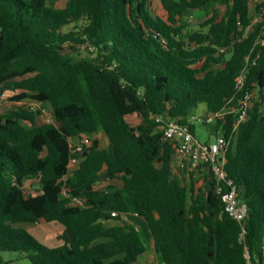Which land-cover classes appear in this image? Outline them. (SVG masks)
<instances>
[{"label":"trees","instance_id":"obj_1","mask_svg":"<svg viewBox=\"0 0 264 264\" xmlns=\"http://www.w3.org/2000/svg\"><path fill=\"white\" fill-rule=\"evenodd\" d=\"M160 2L161 14L152 0H0V264H14L7 252L31 264H142L151 247L161 264H247L245 247L263 259L264 3L252 15L251 0ZM66 46L93 54L76 59ZM247 92L255 101L235 130ZM198 108L234 110L202 125L231 139L225 171L248 207L243 222L225 213L211 177L191 168L185 185L171 172L164 130ZM87 133L111 149L95 139L68 177L69 139ZM103 179L121 185L98 190ZM28 180L38 184L30 197ZM64 191L88 207L68 206ZM40 222L64 227L59 246L31 234Z\"/></svg>","mask_w":264,"mask_h":264},{"label":"built area","instance_id":"obj_2","mask_svg":"<svg viewBox=\"0 0 264 264\" xmlns=\"http://www.w3.org/2000/svg\"><path fill=\"white\" fill-rule=\"evenodd\" d=\"M264 0H251V5H260ZM264 12V9H263ZM222 53L226 49L221 50ZM246 81V73H243L238 81L236 88L242 90ZM255 101V93L247 92L240 100L239 108L236 110L238 119L235 121V130L242 121H245L248 113L252 110ZM27 104L36 109L42 105L37 102L27 101ZM234 111L232 109L226 112L217 114H199L194 115L189 119V124H181L178 121H170L164 130L163 139L165 141L177 142L178 153L188 159L190 167L197 173L201 172L211 177L216 182V192L221 196V201L224 205V211L233 219L243 222L248 215V207L239 199V189L232 180L229 179L225 171L226 152L230 146L231 139L225 137L223 134L216 136L214 142L199 140L197 135L192 131L191 124H213L217 119H222L227 113ZM42 118L46 123H52L54 116L51 110L47 107L42 108ZM97 139V134H83L81 136H74L69 139L70 145V162L68 165V177H71L77 168L80 166L82 157L86 149H88L93 141ZM112 183L111 180H102L98 185V190H104L105 187ZM64 198L67 200V205L70 207L87 208L88 201L86 196L72 195L67 191L63 192ZM113 216H119L114 212ZM126 215H121L125 218ZM264 253V251H263ZM244 256L247 264H264L263 259H254L249 249L245 247Z\"/></svg>","mask_w":264,"mask_h":264},{"label":"rangeland","instance_id":"obj_3","mask_svg":"<svg viewBox=\"0 0 264 264\" xmlns=\"http://www.w3.org/2000/svg\"><path fill=\"white\" fill-rule=\"evenodd\" d=\"M69 0H57V6L58 7H65L67 2ZM153 3V9L154 13L161 14L163 13L161 9V2L160 0H152ZM261 5L263 3H260ZM221 13H223L224 9L220 8ZM257 12V5H251V14L255 15ZM204 13L203 12H194L192 16H190L189 21L192 25L191 30H197L199 29V24L204 21ZM254 28V26H251L249 30L251 31ZM65 53L72 55L76 59H82L85 58L89 55L93 54L92 49H88L86 46H77L75 49L71 48L69 46L65 47ZM4 101L7 102V106L11 108H16L18 106L17 103L11 102L9 100V94H6ZM32 102V101H30ZM19 105H22L20 103ZM197 113L201 112V108H198L196 110ZM196 135L199 138L200 141L205 142L208 140H211L212 142L215 141L216 135L212 132V127L208 125H202V124H197L196 125ZM98 139V138H97ZM101 139V145L104 148L111 149V143L108 140V138L105 136V134L100 135ZM183 184L188 185L189 184V176L188 172L184 173L182 176ZM37 182L34 180H28L25 183V192L28 197L32 196L33 194L36 193V188H37ZM29 231L31 232L32 235H34L37 240L47 246L50 247H56L59 246L62 241H61V236L64 231V227L59 224V223H51L48 224L46 222H40L34 226H29ZM5 260H13L14 264H31L28 259H19L20 257L18 256V253L14 252H7L2 254Z\"/></svg>","mask_w":264,"mask_h":264},{"label":"crops","instance_id":"obj_4","mask_svg":"<svg viewBox=\"0 0 264 264\" xmlns=\"http://www.w3.org/2000/svg\"><path fill=\"white\" fill-rule=\"evenodd\" d=\"M204 112H200V113H196V114H201ZM197 133V131H196ZM103 133H100L97 135V138L100 140V135H102ZM211 141V140H208ZM171 145V161H170V169L171 172L178 176L181 180H182V176L184 173L188 172V176H189V172H190V163L188 161V159H186L185 157L181 156L178 151H177V142L171 141L170 142ZM102 146V145H101ZM159 167H161V164H158ZM183 182V180H182ZM112 183H116L118 185H121V183L119 181H112ZM125 219L127 221H130L132 223H134L137 226H144L145 222L138 217L137 215H126ZM36 225V224H35ZM34 226V225H32ZM140 262L142 264H161L159 262L158 256L155 252V250L153 249V247L150 248V250L145 253L144 255H142V257L140 258Z\"/></svg>","mask_w":264,"mask_h":264}]
</instances>
